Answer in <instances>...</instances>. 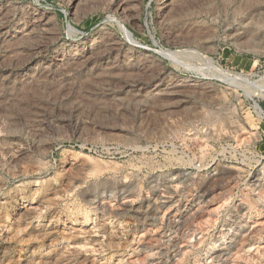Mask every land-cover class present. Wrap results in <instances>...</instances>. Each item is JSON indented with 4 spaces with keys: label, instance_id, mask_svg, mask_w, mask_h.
Listing matches in <instances>:
<instances>
[{
    "label": "rangeland",
    "instance_id": "1",
    "mask_svg": "<svg viewBox=\"0 0 264 264\" xmlns=\"http://www.w3.org/2000/svg\"><path fill=\"white\" fill-rule=\"evenodd\" d=\"M0 264H264V0H0Z\"/></svg>",
    "mask_w": 264,
    "mask_h": 264
},
{
    "label": "bare ground",
    "instance_id": "2",
    "mask_svg": "<svg viewBox=\"0 0 264 264\" xmlns=\"http://www.w3.org/2000/svg\"><path fill=\"white\" fill-rule=\"evenodd\" d=\"M124 33L127 35V37H130V35H129V33L127 32V31H124ZM193 51H191V53H192ZM178 53H180V52H178ZM190 53V52H189ZM195 52H193V54H194ZM177 53H171V57H172V59L174 58V57H176L177 55H176ZM170 55V54H169ZM200 55V54H199ZM197 57H198V55H196ZM182 57V56H181ZM203 57V56H202ZM207 58L205 57V60H206ZM175 61V60H174ZM177 61V60H176ZM207 61V60H206ZM209 61H210V59H209Z\"/></svg>",
    "mask_w": 264,
    "mask_h": 264
}]
</instances>
